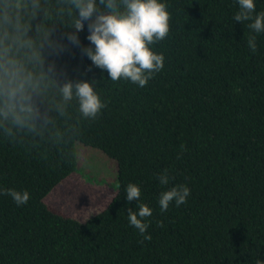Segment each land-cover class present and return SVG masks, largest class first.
I'll return each mask as SVG.
<instances>
[{"label":"trees","instance_id":"16d2710c","mask_svg":"<svg viewBox=\"0 0 264 264\" xmlns=\"http://www.w3.org/2000/svg\"><path fill=\"white\" fill-rule=\"evenodd\" d=\"M96 2L77 31L72 0H0V193L30 196L18 206L0 194V264L264 262V32L234 21L238 0H158L169 34L149 48L164 66L140 87L111 81L83 51L94 50L88 25L106 11ZM254 4L253 18L264 0ZM69 82L92 85L105 104L95 119L74 90L64 101ZM76 141L117 164L116 194L84 221L44 203L76 171ZM130 183L138 201L126 200ZM179 185L186 203L161 212V193ZM139 204L152 210L151 240L128 222Z\"/></svg>","mask_w":264,"mask_h":264},{"label":"clouds","instance_id":"9594fccd","mask_svg":"<svg viewBox=\"0 0 264 264\" xmlns=\"http://www.w3.org/2000/svg\"><path fill=\"white\" fill-rule=\"evenodd\" d=\"M78 9L79 19L74 27L77 31L83 29L82 20H90L94 13L98 12L96 0H72ZM106 9L102 14L96 15L88 25L89 35L86 37L93 48L83 51L92 64L102 70H106L111 81L126 79L140 87L146 86L152 74L163 69V55L155 54L149 45L165 39L169 34L170 15L164 3L158 0H99ZM240 11L234 16V21L244 22L253 20L248 27L256 33L264 32V12L254 18V0H238ZM68 39L73 44H79L76 35H69ZM256 37L248 38L247 46L255 53ZM95 83V82H93ZM73 90L79 101V110L85 119H95L105 107L99 96L87 82H78L73 85L65 83L61 88L64 101H71ZM179 158V157H178ZM161 185L169 183L167 170L157 177ZM11 196L14 202L20 206L27 204L30 196L27 191L18 192L7 189L0 193ZM190 190L184 185L172 187L161 193L159 206L161 212L168 210L169 204L175 201V205L186 203ZM141 196L140 188L134 184H128L126 188V200L138 201ZM45 203V202H44ZM138 211L129 210L127 214L130 226L139 230L144 240H151L146 235L149 227L143 222L144 218L152 215V210L144 204H139ZM162 226V225H160ZM257 264L264 262L257 260Z\"/></svg>","mask_w":264,"mask_h":264},{"label":"rangeland","instance_id":"374dc122","mask_svg":"<svg viewBox=\"0 0 264 264\" xmlns=\"http://www.w3.org/2000/svg\"><path fill=\"white\" fill-rule=\"evenodd\" d=\"M74 150L76 171L58 183L44 200L54 212L84 221L102 211L116 194L117 164L101 151L77 141Z\"/></svg>","mask_w":264,"mask_h":264}]
</instances>
